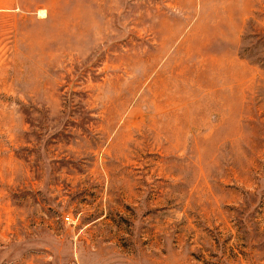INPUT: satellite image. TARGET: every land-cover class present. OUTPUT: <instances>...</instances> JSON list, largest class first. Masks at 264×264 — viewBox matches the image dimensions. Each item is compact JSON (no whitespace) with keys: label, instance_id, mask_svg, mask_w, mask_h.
Wrapping results in <instances>:
<instances>
[{"label":"rangeland","instance_id":"374dc122","mask_svg":"<svg viewBox=\"0 0 264 264\" xmlns=\"http://www.w3.org/2000/svg\"><path fill=\"white\" fill-rule=\"evenodd\" d=\"M0 264H264V0H0Z\"/></svg>","mask_w":264,"mask_h":264},{"label":"built area","instance_id":"2783aa9c","mask_svg":"<svg viewBox=\"0 0 264 264\" xmlns=\"http://www.w3.org/2000/svg\"><path fill=\"white\" fill-rule=\"evenodd\" d=\"M66 220L69 221V218L67 217Z\"/></svg>","mask_w":264,"mask_h":264}]
</instances>
